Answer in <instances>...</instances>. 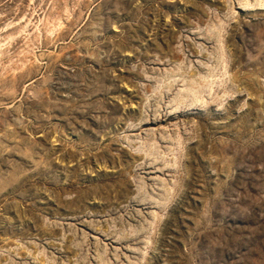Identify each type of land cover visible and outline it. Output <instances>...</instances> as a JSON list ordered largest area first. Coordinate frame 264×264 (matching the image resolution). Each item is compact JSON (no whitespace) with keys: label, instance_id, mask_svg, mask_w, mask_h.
<instances>
[{"label":"rangeland","instance_id":"1","mask_svg":"<svg viewBox=\"0 0 264 264\" xmlns=\"http://www.w3.org/2000/svg\"><path fill=\"white\" fill-rule=\"evenodd\" d=\"M0 264H264V0H0Z\"/></svg>","mask_w":264,"mask_h":264},{"label":"bare ground","instance_id":"2","mask_svg":"<svg viewBox=\"0 0 264 264\" xmlns=\"http://www.w3.org/2000/svg\"><path fill=\"white\" fill-rule=\"evenodd\" d=\"M21 20H22V19H21ZM49 20L52 21V19H49V18H48V21H49ZM55 20H56V19H55ZM22 21H23V20H22ZM53 21H54V19H53ZM49 22H50V21H49ZM49 22H48V23H49ZM51 23H52V22H51ZM45 24H46V23H45ZM49 24H50V23H49ZM55 24H56V22H55ZM31 25H32V24H31ZM10 26H11V24H10ZM52 26H54V25H52ZM7 27H8V26H7ZM58 27H59V26H58ZM35 28H36V27H35ZM51 28H52V27H51ZM4 29H5V28H4ZM54 29H55V28H54ZM54 29H53V30H54ZM49 30H50V29H49ZM21 31H22V30H21ZM47 31H48V30H47ZM49 32H50V31H49ZM49 34H50V33H49ZM11 38H13V37H11ZM8 39H9V38H8ZM8 41H9V40H8ZM4 43H5V42H4ZM6 44H7V43H6ZM1 45H2V44H1ZM4 45H5V44H4Z\"/></svg>","mask_w":264,"mask_h":264}]
</instances>
